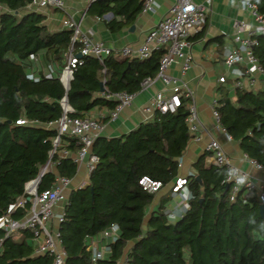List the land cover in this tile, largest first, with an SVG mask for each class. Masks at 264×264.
Wrapping results in <instances>:
<instances>
[{"label":"trees","instance_id":"trees-1","mask_svg":"<svg viewBox=\"0 0 264 264\" xmlns=\"http://www.w3.org/2000/svg\"><path fill=\"white\" fill-rule=\"evenodd\" d=\"M246 1L264 14V0ZM31 2L0 0L5 8L0 12V215L47 163L38 192L51 189L56 176L75 177L77 164L60 153H75L80 142L61 137L51 153L56 135L51 124L63 114V98L72 110L69 117L85 118L94 108L112 111L117 102L104 95L138 92L145 79L155 77L164 55L160 50L146 59L108 56L102 64L92 57L80 58L65 90L59 76L72 32L49 31L45 16L21 14ZM141 6L140 0H92L87 13L98 18L112 14L106 25L116 32L135 19ZM121 16V21L116 19ZM255 39L253 53L264 67V34ZM78 51V44H73L72 54ZM217 91L220 127L248 160L264 167V89ZM186 102L183 99L175 113L155 112L152 120L126 134L94 139L91 153L98 161L87 185L69 192L58 227L65 264H92L86 238L112 227L116 237L106 242V256L95 264H264V212L255 192L240 190L232 196L231 186L225 184L227 170L207 165L206 152L193 163L194 173L184 178L177 192L184 201L180 214L171 220L165 209L174 194L171 190L148 212L155 194L138 182L146 177L162 188L178 176L179 160L190 140ZM20 120L25 123L16 124ZM0 240V264H52L47 254H34L29 231L17 239L5 238L0 231Z\"/></svg>","mask_w":264,"mask_h":264},{"label":"built area","instance_id":"built-area-1","mask_svg":"<svg viewBox=\"0 0 264 264\" xmlns=\"http://www.w3.org/2000/svg\"><path fill=\"white\" fill-rule=\"evenodd\" d=\"M66 0H32L29 8L32 10L55 9L64 10ZM92 1V0H90ZM141 13H150L154 11L156 0H140ZM241 7L246 10L254 25L252 28L246 26L243 22H235L234 42L235 48L230 50L224 57V66L227 69L238 68L241 70V78L234 82L232 88H255L259 78H264V67L258 62L253 53V48L257 41L255 37L264 34V14H261L257 7L246 1L239 0ZM1 12V11H0ZM206 10L203 6L196 3L195 0H172L167 13L161 20L152 27L144 36L143 41L137 48L123 47L120 50L109 48L104 42L92 39L89 35L83 33L79 24L70 18H65L61 25L62 28L72 32L70 50L66 57V63L59 76L60 81L64 84L71 79L72 71L78 60L83 57H92L103 63V59L108 56L120 58H137L146 59L153 52L164 51V55L159 61L158 71L154 78L145 79L140 84V89L151 84L155 80H160L164 87L168 88L169 94L164 95L163 91L157 92L150 100L149 104L143 108L146 114L157 113H175L182 105V100H187L185 107L187 109L185 124L190 141L199 142L200 136H197L199 123L197 110L193 102V92L177 78L170 76L167 72L175 60H180V74L184 75L190 68L192 61L186 50L190 46L189 37L202 30ZM73 44H78L79 57L72 54ZM218 83L225 84V77H219ZM65 88H68L65 85ZM135 93L125 92L107 94L105 98L117 102L115 108L110 112L109 119L114 121L120 111L130 105ZM63 110L62 116L51 126L55 129L56 135L52 140L53 154L60 144L61 137L76 138L81 147L75 153L62 151L60 156L70 158L77 164V168L84 165L89 174L95 167L98 159L91 153V146L96 137L103 129V122L97 118H73L68 113L72 112L67 105L66 99L60 101ZM211 116L216 124H219L217 112V99L210 102ZM25 121H17L16 124L22 125ZM204 152L208 154L209 162L216 167H224L227 170L225 184L232 188V196L240 190L246 192H255L260 205L264 206V187L256 185L251 178L232 164L230 158L224 152L221 145L215 140H209ZM51 154V155H52ZM249 165L258 171H264V167L255 161L248 160ZM47 163L38 173L37 177L27 183L24 187L23 194L13 203L9 204L6 211L0 215V231L4 237H14L17 232L29 231L32 234L35 244L34 254H47L52 259V264H65L66 253L62 246L59 234V224L63 220L64 208L58 215L55 214L54 208L57 204L67 202V194L70 192V181L67 178L56 176L54 186L49 190L42 192L37 191V184L42 175L47 171ZM184 179L177 178L171 191L177 193L181 186L184 185ZM139 185L143 190L151 194H156L161 189V184L141 178ZM80 188V187H79ZM21 212L22 215L14 218L13 214ZM51 220L56 221L54 228H50L48 223ZM116 237L114 228L103 231L95 237L86 238V250L90 252L91 263L95 264L97 260L106 256L105 244ZM0 240V245H1Z\"/></svg>","mask_w":264,"mask_h":264},{"label":"crops","instance_id":"crops-1","mask_svg":"<svg viewBox=\"0 0 264 264\" xmlns=\"http://www.w3.org/2000/svg\"><path fill=\"white\" fill-rule=\"evenodd\" d=\"M206 10L203 28L201 31L189 37L190 46L186 50L191 56L192 64L184 75L180 74V60H175L168 69V74L181 80L189 90L193 92V102L197 110L199 129L197 136L199 142L188 141L185 150L180 158L179 174L172 183L162 187L156 194L155 200L148 212L156 207L163 195L172 189L177 178L184 179L187 175L194 173L193 163L204 153V147L209 140L217 141L224 152L230 158L233 165L247 174L258 186L264 187V171L252 168L244 158V154L239 149L236 142L231 140L225 131L216 124L211 116L210 102L219 98L218 87L229 88L232 90L231 81L241 78V70L238 68L227 69L224 66L225 55L235 48L234 42L235 22H243L249 28L254 23L246 10L241 7L239 0H195ZM172 0H156L154 11L142 14L141 12L135 19L124 25L119 31L111 32L107 27V22L112 19V14H106L101 18L87 13L90 0H66L64 13L61 17L53 14L55 9L32 10L27 6L20 11L21 14L35 12L45 16V26L49 31L62 30V21L70 18L77 24L81 31L89 35L92 39L104 42L113 50H120L123 47L137 48L140 46L145 34L154 27L161 18L167 13ZM5 8L0 6V11ZM121 21L123 17L116 18ZM117 59H123L113 56ZM219 77H225L226 83H218ZM64 89L65 84L61 81ZM256 89H264V78H259ZM159 91L164 95L169 94L168 88L164 87L160 80H155L135 93L130 105L124 107L114 121L109 119L110 112L106 108H94L85 117L101 119L103 129L99 136L105 138L118 137L135 129L139 124L153 119L154 114H146L143 108L147 106L151 98ZM206 164H210L208 158ZM89 174L85 166L77 168L74 178L70 181V191L79 189L88 183ZM68 196V194H67ZM182 198L180 193H174L170 203L165 209L171 214V220L180 214L182 209ZM65 202L55 206L54 212L58 215ZM56 225L55 220L48 223L50 228ZM19 237V236H18ZM18 237L14 236L15 239Z\"/></svg>","mask_w":264,"mask_h":264},{"label":"rangeland","instance_id":"rangeland-1","mask_svg":"<svg viewBox=\"0 0 264 264\" xmlns=\"http://www.w3.org/2000/svg\"><path fill=\"white\" fill-rule=\"evenodd\" d=\"M63 13H64V11H62V10H56L53 14H55V15L61 17V16L63 15ZM181 198H182V196H181ZM154 200H155V197H154ZM182 200H183V198H182ZM182 204H184V201L182 202ZM182 206H183V205H182ZM20 233H21V232H17V233L15 234V236H16V237L20 236Z\"/></svg>","mask_w":264,"mask_h":264},{"label":"water","instance_id":"water-1","mask_svg":"<svg viewBox=\"0 0 264 264\" xmlns=\"http://www.w3.org/2000/svg\"><path fill=\"white\" fill-rule=\"evenodd\" d=\"M76 57H79V55H76ZM101 87H103V85L101 84ZM68 88H65V90H67ZM102 91V88H101ZM198 180V178H196ZM260 210H261V214L262 212H264V206L260 205Z\"/></svg>","mask_w":264,"mask_h":264}]
</instances>
